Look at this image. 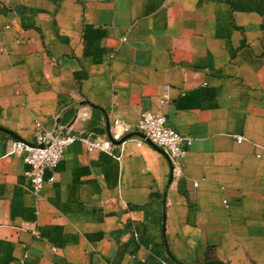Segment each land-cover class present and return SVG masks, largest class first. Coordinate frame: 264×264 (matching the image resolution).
Instances as JSON below:
<instances>
[{
    "label": "crops",
    "instance_id": "obj_1",
    "mask_svg": "<svg viewBox=\"0 0 264 264\" xmlns=\"http://www.w3.org/2000/svg\"><path fill=\"white\" fill-rule=\"evenodd\" d=\"M143 110L191 139L172 168L76 140L35 195L11 152ZM174 259L264 264V0H0V264Z\"/></svg>",
    "mask_w": 264,
    "mask_h": 264
},
{
    "label": "built area",
    "instance_id": "obj_2",
    "mask_svg": "<svg viewBox=\"0 0 264 264\" xmlns=\"http://www.w3.org/2000/svg\"><path fill=\"white\" fill-rule=\"evenodd\" d=\"M168 88L167 85L164 87V97L168 96ZM134 132L141 133L143 136L139 135L140 138L137 139L132 138ZM130 139H134L137 145L149 140L164 151L172 166L181 162L186 153V146L191 143V139L181 136L163 115L143 110L135 123L114 118L112 131L107 134V137H84L64 129L53 131L38 129L34 132L33 145L14 139L11 144V152L18 151L20 153L25 165L24 175L29 181L31 191L38 195L45 182L44 171L55 169L63 158L65 147L74 141H82L88 151H112L114 144H123ZM236 139L242 141L243 137L240 135ZM36 234L38 235V233Z\"/></svg>",
    "mask_w": 264,
    "mask_h": 264
},
{
    "label": "water",
    "instance_id": "obj_3",
    "mask_svg": "<svg viewBox=\"0 0 264 264\" xmlns=\"http://www.w3.org/2000/svg\"><path fill=\"white\" fill-rule=\"evenodd\" d=\"M8 133L9 134H11L12 136H14L16 139H18V140H21V141H23V142H25V143H28V144H31V145H33L31 142H29V141H25V140H23V139H21L18 135H16L15 133H12V132H10V131H8ZM138 135H140V136H143L141 133H137ZM146 142H148L149 144H151V145H153L154 147H156L154 144H152L149 140H146ZM117 143H119V142H117ZM40 146H42V145H40ZM173 166H172V164H171V168H172ZM174 261L176 262V263H178V264H185V263H182V262H180V261H178V260H176V259H174Z\"/></svg>",
    "mask_w": 264,
    "mask_h": 264
}]
</instances>
